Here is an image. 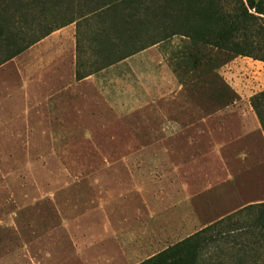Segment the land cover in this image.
Instances as JSON below:
<instances>
[{
  "label": "rangeland",
  "instance_id": "1",
  "mask_svg": "<svg viewBox=\"0 0 264 264\" xmlns=\"http://www.w3.org/2000/svg\"><path fill=\"white\" fill-rule=\"evenodd\" d=\"M64 30L0 67V264H140L264 201L263 61L219 69L220 107L180 37L78 82Z\"/></svg>",
  "mask_w": 264,
  "mask_h": 264
},
{
  "label": "trees",
  "instance_id": "2",
  "mask_svg": "<svg viewBox=\"0 0 264 264\" xmlns=\"http://www.w3.org/2000/svg\"><path fill=\"white\" fill-rule=\"evenodd\" d=\"M73 23L78 51L82 43L102 59L94 70L78 69V81L180 37L183 66L194 73L206 70L212 101L226 107L238 96L219 69L239 56L264 62V0H0V67ZM108 53L117 58L107 60ZM250 104L264 133V91ZM140 264H264V201L216 220Z\"/></svg>",
  "mask_w": 264,
  "mask_h": 264
},
{
  "label": "crops",
  "instance_id": "3",
  "mask_svg": "<svg viewBox=\"0 0 264 264\" xmlns=\"http://www.w3.org/2000/svg\"><path fill=\"white\" fill-rule=\"evenodd\" d=\"M74 24V26L72 25V24H70V25H72V26H70L69 27V25H68V27L69 28H67L66 29V27H63V28H61V30L59 29V31H62V30H64V29H66V30H64V31H69V33L71 34L72 32H73V34L75 35H77V37H73V39H75L74 40V66H75V68H76V72H77V70L79 69V70H81L83 67H85V66H83V63H81V57H80V55L82 54V53H84V47L83 46H85L84 44H82L81 43V50L79 49V51H78V38L80 37H78V28H77V24L76 23H73ZM58 32V30L57 31H55V32H53L52 34H50L49 36H47L46 38H44V39H42L41 41H39L38 43H36V44H34L33 46H31L30 47V49H32V51H35V50H39V48H41L42 47V43H44L45 41H48L51 37H54L53 35H55V33H57ZM76 38H77V41H76ZM24 53V52H23ZM22 53V54H23ZM22 54H20V55H22ZM19 56V55H18ZM17 56V57H18ZM16 58V57H15ZM13 60V59H12ZM39 60H41L42 61V56L40 57L38 54H37V56H36V58H35V62H37V63H39ZM8 63V62H7ZM6 64V63H5ZM3 66V65H2ZM113 66V65H112ZM35 67V66H34ZM98 67V66H97ZM111 67V66H110ZM96 68V67H95ZM94 67H92L91 66V69H89V70H94L95 69ZM109 68V67H108ZM89 70H87V71H89ZM104 70V69H103ZM82 71V70H81ZM87 71H84V72H87ZM76 72H75V75H74V78L76 79ZM99 72V71H98ZM97 72H95V73H93V74H90V75H88L86 78H88V77H90V76H92V75H94V74H96ZM86 78H84V79H86ZM84 79H82V80H84ZM82 80H79V81H82ZM76 81H78L77 79H76ZM78 81V82H79Z\"/></svg>",
  "mask_w": 264,
  "mask_h": 264
}]
</instances>
